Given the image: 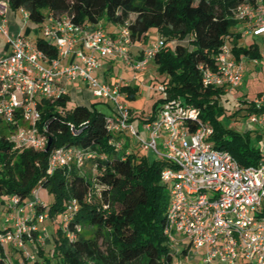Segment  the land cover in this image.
<instances>
[{
    "label": "built area",
    "instance_id": "2783aa9c",
    "mask_svg": "<svg viewBox=\"0 0 264 264\" xmlns=\"http://www.w3.org/2000/svg\"><path fill=\"white\" fill-rule=\"evenodd\" d=\"M8 8L7 0L0 2V36L9 50L0 53V121L11 128L8 141L18 149L45 151L49 138L45 124L42 130L38 127L39 106L42 101L54 102L67 96L68 87L81 81L94 98L110 108L104 123L113 136L108 141L111 147L123 151L130 135L140 149L153 152L166 163L160 181L169 193L164 235L170 251L179 255L180 246L184 247L182 254L190 247L203 251L205 264H264V145L257 165L240 166L228 152L214 148L210 139L213 128L200 120L199 110L178 99L166 100L161 84L157 90L164 102L153 118H141V133L131 122L134 113L120 90V81L109 83L103 78L100 59L119 62L133 72L144 70L162 49L163 40L149 43L142 58L133 60L129 55L133 41L126 27L112 36L99 27H81L65 15L48 17L40 33L57 51V56L50 59L34 42L20 34H10ZM232 11L242 37L264 38L261 0L241 3ZM18 13L24 21L29 20L26 11L20 9ZM253 62H261L264 70V51ZM198 69L204 87H222L230 93L242 83V61L235 60L228 42L220 47L212 67L199 65ZM253 103L260 109L264 96ZM249 122L264 130V111L251 113ZM130 151L125 150L126 154ZM97 158L105 157L70 146L55 148L49 155L47 174L70 164L83 170L87 162ZM37 192L24 201L16 195L2 199L5 216L0 229V258L5 264H23L11 258L6 247L32 262L36 253L31 243H42L43 236L49 234L46 226H41L48 213L36 212L35 205L43 203ZM77 212L76 200L70 199L59 221L69 241L81 231L79 226L69 229Z\"/></svg>",
    "mask_w": 264,
    "mask_h": 264
},
{
    "label": "trees",
    "instance_id": "16d2710c",
    "mask_svg": "<svg viewBox=\"0 0 264 264\" xmlns=\"http://www.w3.org/2000/svg\"><path fill=\"white\" fill-rule=\"evenodd\" d=\"M7 1L11 11H26L39 31L48 17L64 15L84 28H102L98 26L102 21L119 29L126 27L133 44L146 41L148 31L154 29L164 45L152 62L165 76L160 84L165 87L166 100L178 99L198 109L200 120L213 128L210 139L215 149L228 152L242 167L258 164L260 148L251 142V131L240 133L221 125L217 115L224 110L226 92L222 87H204L198 66L212 67L225 42L231 45L237 62L241 57L252 61L261 58L258 43L243 44L247 36L239 32L232 11L241 3L255 4L259 0ZM33 42L50 59L57 56L53 44L41 35ZM120 90L132 100L138 87L121 86ZM262 96L264 93H258L256 99ZM69 100L67 95L54 102L42 101L39 106L38 127L42 130L45 124V135L51 140L45 151L15 148L7 139L10 126L0 121V198L16 195L24 201L34 192L45 190L51 202L35 205L36 212L46 211L55 223L70 199L78 204V212L69 223L70 230L81 228L76 239L69 241L58 222L50 233L51 257L40 249L32 262L23 264H174L175 255L164 235L169 193L160 173L166 163L157 158L150 161L135 150L126 154L127 145L123 151H116L108 144L113 137L105 128L108 114L95 104H77L67 110ZM253 101L245 109L248 115L264 111V105L256 109ZM162 102L160 99L154 104L151 118ZM61 110L67 111L62 114ZM254 133L258 141L261 134L257 130ZM63 146L94 151L105 158L87 162L89 176L87 164L83 170L70 164L48 175L51 151ZM0 264H5L2 258Z\"/></svg>",
    "mask_w": 264,
    "mask_h": 264
},
{
    "label": "rangeland",
    "instance_id": "374dc122",
    "mask_svg": "<svg viewBox=\"0 0 264 264\" xmlns=\"http://www.w3.org/2000/svg\"><path fill=\"white\" fill-rule=\"evenodd\" d=\"M102 24L104 25V27L102 25H101V27L104 30L109 31V25L106 24L105 21H102ZM155 39H156V31L154 29H150L147 33L148 44L150 42L154 41ZM247 39H248V41H255L256 43L261 45L260 43H261L262 38L248 37ZM139 43L141 44V46H142V44H144V42H139ZM262 50L264 51V48H262ZM247 66L252 71L251 72L247 71V73L244 76L242 85L233 89V95L232 96H234V98H237L236 101L232 98L227 99V101L222 100V105L224 107V110L222 111V113H219L217 115V117L220 120L221 125L224 128H227L231 131H236V132H240V133H244L245 131H248V130L251 131V133H252L251 142L254 143V145H256V146L261 147L264 144V130L260 131L261 132L260 134L262 137L260 138L259 141H257V139H255V136H254L255 135L254 132L257 129L255 126H253L249 122V115L247 114V111L245 109L247 108V106L249 104L248 101H252V100L256 99V95L259 92L264 93L263 85L259 81L260 79H257L256 82H253L255 77L261 78L262 76H261V74H256V72L258 71L259 65L257 66L258 68L255 71H253L254 65L252 64V62H250V63L247 62ZM115 73L118 76H120L119 78H121L122 80L132 81L131 80L132 79L131 74L127 75L126 72H123L121 70H118ZM134 73H135V76H134L135 80L133 81L132 84H133V86L138 87V92H137L134 99L125 100V101L129 105L130 109H132L133 112L136 114V119L133 120V122H132L134 127L137 130L139 129V132L142 133L143 132V124H142V121L140 120V116L141 115H143V116L149 115L150 114L149 112H151L154 104L158 103L159 100L163 98V95L157 90V87L165 79V76L159 74V72L156 69V66L153 64L152 61L146 66V68L144 70L135 71ZM260 90H262V91H260ZM83 91H84L83 94L80 95V97H78L79 99L77 97H75V95L72 98H70V100L66 106L67 110L73 108L77 104H82V105H86V106H91L92 104H95L96 108L105 111L107 114L110 113V108L106 104H103L97 98H94L91 95V93L87 92L85 89H83ZM244 94H246V95H244ZM242 95H244V96H242ZM248 95H251V96H248ZM66 111L61 110L60 112L62 114H64ZM127 140L130 143V144H128L129 149H133L136 152H138L139 154L148 157V159L150 161L157 158L153 152H149V151L140 149L139 144L137 143V140L135 137L128 135ZM88 168H89V164H87V166L85 167L87 175L89 176V175H91V171ZM37 194L40 197V199L42 200L43 204H49V202H51V197L48 196L45 191H42L41 194L39 191V192H37ZM2 199L3 198H0V202ZM2 211L4 212V209ZM4 216H5V214L0 212V229H2L4 227V225H3ZM60 220H61V215H59L55 219V221L57 223ZM57 223L54 222V219L52 221H50L49 219L45 220L43 225L48 228L47 232L49 234H47V236H43L44 241L42 243L41 242L38 243L37 241L31 243V245L34 248L36 255H37L38 251L41 249L45 256L51 257L52 244L49 240L50 239V233L53 231V227H55V228L57 227ZM43 225H41V226H43ZM50 227H52L51 230H50ZM83 234L88 235L87 232H85V233L83 232ZM6 248H7V251H9V252L11 251L8 247H6ZM183 248L184 247H182V246L177 247V251H178L179 255L174 256V258H173L174 264H205L203 262V251H196L195 249L190 247L186 250L185 254H182L181 249H183ZM12 252H13L12 255L13 254L19 255V260H21L23 263L24 260L20 257L19 252H17L16 250H13ZM9 256H11V252L9 253Z\"/></svg>",
    "mask_w": 264,
    "mask_h": 264
},
{
    "label": "crops",
    "instance_id": "0c3cea01",
    "mask_svg": "<svg viewBox=\"0 0 264 264\" xmlns=\"http://www.w3.org/2000/svg\"><path fill=\"white\" fill-rule=\"evenodd\" d=\"M1 1H6V0H0V2ZM6 21H7L8 30H9L10 34H12V35L20 34V35L26 37L27 39H29L32 42L35 40V38L37 36H40L41 35V33L38 30L37 26H35L34 24H32L29 20L28 21H24L23 18H22V15L19 14L17 11L16 12H13V11H11L8 8L7 13H6ZM106 24H108V23H106ZM101 25L104 27V25L102 24V22L98 24V26H101ZM108 25H109V31L108 30L107 31L105 30V31L108 32V33H110V34L115 35L117 33L118 29H119V26H117V25H111V24H108ZM248 37L249 36H247V37H245L243 39L244 40L243 41V44L244 45H247V43L249 42L248 39H247ZM158 38H159V36H158V34L156 32V39L154 41H156ZM154 41H152V42H154ZM260 44H261L260 46H261V50H262L263 44H264V38H262ZM147 45H148V41L147 40L144 41V44H142V46H141L140 43H134L133 46L130 49V54H131L132 59L133 60H137L138 57L140 56V51L143 50ZM8 51L9 50H8L7 45L5 44L4 38L2 36H0V53L8 52ZM241 59H242L241 61H242V65H243V79H244V76L247 73V71L248 72H251L252 71L247 66V62H249V63L252 62V64L254 65L253 66V71H255L258 68L257 66L259 65V68H258V71L256 72V74H261V76H262L261 78L255 77V79L253 80V82H256L257 79H260L259 81L262 83L263 88H264V70H263V64L261 62L255 64L252 60H248L245 57H241ZM64 62H66V60ZM100 62H101V68L103 69V71H101V72H102V74L104 73L103 74V76H104L103 78L106 79L109 83H116V82L120 81L121 86H133L132 83L135 80V78H134L135 73L130 68H128L127 66H125V65H123V64H121L119 62H113V61H109L107 59H100ZM118 70H121L123 72H126L127 75L128 74H131L132 75V79H131L132 81L122 80L121 78H119L120 76H118L115 73ZM243 79H242V83H243ZM242 83L240 85H242ZM81 87L83 89H85L87 92H89L83 82H81V81L75 82L74 84H72V85H70L68 87V97H69V99L72 98L74 95L77 98L80 97V95H82L83 92H84ZM260 91H262V90H260ZM259 93H261V92H259ZM232 95H233V90L230 93H226V96L225 97L227 99L232 98V99H234L236 101L237 98H234V96H232ZM244 95H246V94H244ZM244 95H242V96H244ZM248 96H251V95H248ZM125 100H127V99H125ZM248 102H250V101H248ZM248 106H249V104H248ZM128 107H129V105H128ZM130 110L133 112L132 109H130ZM151 112H152V110H151ZM151 112H149L150 113L149 115H151ZM142 117H143V115L140 116V120H141ZM135 119H136V114L134 113V116L132 117V119H131L132 121L131 122H133V120H135ZM256 129L259 132L261 131L258 128H256ZM261 137L262 136L260 135L258 141L260 140ZM125 144L127 145L126 148L129 149L128 144H130V143L128 142L127 139H126V143ZM130 150H133V149H130ZM42 191H45V190H40V194L42 193ZM2 208H3V201L1 200V202H0V212H2L4 214L5 212L2 211L4 208L3 209ZM43 224H41V225H43ZM51 229H52V227H50V230ZM47 230H48V228H47ZM10 252H11V256L14 259H16V260L18 259L19 260V255H16V254L15 255L14 254L12 255L13 252L12 251H10Z\"/></svg>",
    "mask_w": 264,
    "mask_h": 264
},
{
    "label": "water",
    "instance_id": "95a60500",
    "mask_svg": "<svg viewBox=\"0 0 264 264\" xmlns=\"http://www.w3.org/2000/svg\"><path fill=\"white\" fill-rule=\"evenodd\" d=\"M50 143H51V140L48 139V142H47V145H46V149L45 150H48Z\"/></svg>",
    "mask_w": 264,
    "mask_h": 264
}]
</instances>
